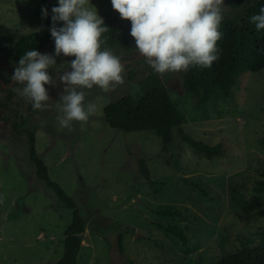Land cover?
Listing matches in <instances>:
<instances>
[{"label": "rangeland", "instance_id": "374dc122", "mask_svg": "<svg viewBox=\"0 0 264 264\" xmlns=\"http://www.w3.org/2000/svg\"><path fill=\"white\" fill-rule=\"evenodd\" d=\"M87 6L102 18L120 17L111 0H89ZM44 21L40 0H0L2 41L13 44L30 31L40 32ZM130 30L131 23L125 33L136 48ZM55 59L48 69L56 83L49 90V106L28 127L36 134V150L51 179L75 200L85 221L77 264H207L239 248L241 236L264 230V191L255 189L264 180V69L245 73L232 98L208 102L183 89L181 71L162 74L185 114V131L222 144V154L207 158L177 128L165 150L154 132H128L105 120L106 105L139 90V80L149 73L146 63L123 65L124 83L115 90L84 89V103H94L95 114L87 122L73 121L71 131L61 127L64 84L58 77L71 70L66 69L71 60L63 54ZM29 101L19 94L6 110L0 105V264H56L73 217L37 174L28 136L14 133L4 119L25 114ZM141 159L152 179L166 181L160 191L142 175ZM250 202L258 206L251 208ZM169 206L181 214L156 211ZM176 222L187 242L161 225Z\"/></svg>", "mask_w": 264, "mask_h": 264}, {"label": "trees", "instance_id": "16d2710c", "mask_svg": "<svg viewBox=\"0 0 264 264\" xmlns=\"http://www.w3.org/2000/svg\"><path fill=\"white\" fill-rule=\"evenodd\" d=\"M40 1L41 15L42 8L48 10L42 31H30L13 44L0 39V57L8 62V65L1 71L6 83L11 81L15 70L12 66H18V60L22 55L33 49L42 52L50 41H54L50 33L51 16L52 8L58 6V0ZM261 7H264V0H224L223 19L219 28L223 37L217 41V47L220 49L219 59L214 61L210 68L190 66L188 70L181 71L182 87L185 91L195 94L201 102H208L212 98L230 99L245 73L264 69V29L257 31L255 25L250 21L252 15L259 14ZM103 19L109 30L101 36L103 41L101 50L109 49L121 59L135 57L139 51L128 43V32L125 33V27L131 21L113 14H107ZM57 26H63V22H57ZM120 47L123 48V51L119 50ZM54 48L55 46L49 54H52ZM69 57L70 60L75 58ZM143 63H146L145 66L149 73L139 80V90L105 106L104 115L107 123L111 127L128 132L152 131L160 137L165 150L174 140V129L177 128L184 141L204 153L207 158L222 154L221 143L209 144L202 139H196L185 131L182 126L185 114L171 96L170 81L166 77L163 78L162 74L156 73L147 63L146 58L143 57L126 66H137ZM69 67L70 64L66 69ZM133 73L131 69L130 77L132 79ZM49 74L52 76L53 72L50 71ZM20 87L21 84L15 83L12 88L4 90L0 83V91H4V96L0 99L3 110H6L9 107V102L19 95L16 89ZM45 87L49 93L51 85H45ZM40 111L34 110L32 102L29 101L25 114L13 116L12 121L6 116L4 119L10 122L14 133L28 136L30 159L36 166L37 174L45 179L61 201L72 209L73 217L66 230L63 255L56 264H77L78 253L83 244L85 221L75 200L69 196L60 183L51 179L45 160L36 150V134L28 127V123ZM140 164L142 175L147 183L155 192L160 191L166 181L152 179L144 159L140 160ZM260 173L264 175V169L260 170ZM255 189L264 191V180H259ZM255 206H258V202L249 203V207L254 208ZM156 211L164 215L181 214V210L175 206L157 208ZM161 225L187 242L185 231L178 222ZM120 238H122V233H120ZM240 243L241 246L235 251L207 264H264V230L255 232L254 236H241ZM187 264L197 263L189 261Z\"/></svg>", "mask_w": 264, "mask_h": 264}, {"label": "clouds", "instance_id": "9594fccd", "mask_svg": "<svg viewBox=\"0 0 264 264\" xmlns=\"http://www.w3.org/2000/svg\"><path fill=\"white\" fill-rule=\"evenodd\" d=\"M88 4L89 0H58L50 28L55 55L27 51L12 75L14 82L24 85L16 89L18 94L30 100L34 110H44L50 100L45 85L56 86L48 72L56 64L55 57H75L71 70L58 77L64 84L63 115L58 120L70 131L73 121L87 122L96 112L94 103L85 105L84 89L98 86L108 92L124 83L121 58L109 49L101 50V36L109 28ZM111 4L122 19L131 21L136 48L156 73L186 71L190 66L210 68L219 59L224 0H111ZM47 15V8H42V17ZM250 21L257 31L264 29V7Z\"/></svg>", "mask_w": 264, "mask_h": 264}, {"label": "water", "instance_id": "95a60500", "mask_svg": "<svg viewBox=\"0 0 264 264\" xmlns=\"http://www.w3.org/2000/svg\"><path fill=\"white\" fill-rule=\"evenodd\" d=\"M55 46V42L54 41H50L46 47L44 48V50L41 53H45V54H49V52L51 51V49ZM143 57L138 53L135 57L133 58H125V59H121V63L123 65H127V64H132L134 62L139 61L140 59H142ZM0 83L2 84V88L4 90H8L10 88H12L16 82H14L12 79L9 83H6L5 80L2 77V68L6 67L8 65V62L6 61V59L0 57Z\"/></svg>", "mask_w": 264, "mask_h": 264}]
</instances>
